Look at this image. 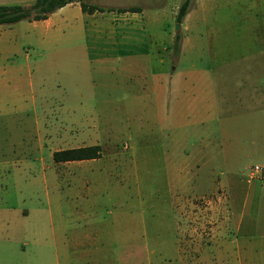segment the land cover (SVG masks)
Wrapping results in <instances>:
<instances>
[{"label": "rangeland", "instance_id": "374dc122", "mask_svg": "<svg viewBox=\"0 0 264 264\" xmlns=\"http://www.w3.org/2000/svg\"><path fill=\"white\" fill-rule=\"evenodd\" d=\"M85 1L139 6L142 27L105 44L80 31L44 42L40 21L0 24V264H180L183 210L197 226L248 179L260 184L249 173L261 138L234 135L233 102L223 113L213 103L205 122L192 105L174 138V92L158 99L155 73L176 67L214 86L234 84V66L264 65V0H191L181 22L182 0ZM89 144L99 157H52Z\"/></svg>", "mask_w": 264, "mask_h": 264}, {"label": "crops", "instance_id": "0c3cea01", "mask_svg": "<svg viewBox=\"0 0 264 264\" xmlns=\"http://www.w3.org/2000/svg\"><path fill=\"white\" fill-rule=\"evenodd\" d=\"M142 12V8L135 11L112 8L89 12L81 8L79 1H73L57 8L46 18L34 21L41 23L39 30L41 40L44 42H49L53 38L67 40L80 31L84 34L89 32L90 37L109 44L116 42L128 27L141 29ZM252 23L255 25V19ZM256 37L264 45V35ZM104 43L102 47L108 50L110 46ZM106 56L107 53L104 57ZM175 70L176 67L170 72L161 68L155 73L156 80L153 83L158 99L165 91L168 98L174 92L175 106L172 114L174 138L178 135L175 130L177 126L175 118L190 115L189 109L192 105L199 106L196 111L198 119L205 122L207 114L215 115L211 109L213 103L217 106L216 111L223 113L221 106L233 102L234 125L239 126L237 128L234 126V135L245 136L248 140L250 138L251 143H254L252 138L260 137V146L253 147V151L261 154L260 158L264 164V65L234 66V84H215L217 86L200 81L191 85L187 77L175 76ZM213 89L215 91H212ZM179 106H182V110H179ZM240 121H257V125L247 123L246 128L242 127L245 130L241 128L237 131L241 126L237 125ZM204 134L211 136L206 127ZM247 181L249 187L246 192L242 195L239 190L231 191L230 209L222 211L221 215L218 212L210 215L212 220H206L202 215L203 218L198 221V225L193 226L192 214L187 215L183 210L186 221L183 234L186 239L183 245H177L180 264H264V183L260 181V184H253L250 179ZM206 221L214 225L212 229L214 227L215 231L212 235L207 234ZM227 232H231L230 236ZM213 238L217 240L212 241ZM228 246L230 251L227 250Z\"/></svg>", "mask_w": 264, "mask_h": 264}, {"label": "trees", "instance_id": "16d2710c", "mask_svg": "<svg viewBox=\"0 0 264 264\" xmlns=\"http://www.w3.org/2000/svg\"><path fill=\"white\" fill-rule=\"evenodd\" d=\"M79 1L81 8L84 11H95L104 10L106 8L96 5L89 4L85 0H33L29 5H23L21 3H0V24L3 23H14L21 19L27 20H38L46 18L51 12L57 8L65 5L66 3ZM191 0H182L178 6L176 13V21L181 22L183 17L186 15ZM112 9V8H108ZM121 11L126 10H141L139 6H129L118 8ZM180 33L175 34L174 50L177 52L180 49ZM100 155L99 144L81 145L75 147H67L62 149H56L53 151L52 157L54 161H67L75 159H88L96 158Z\"/></svg>", "mask_w": 264, "mask_h": 264}, {"label": "built area", "instance_id": "2783aa9c", "mask_svg": "<svg viewBox=\"0 0 264 264\" xmlns=\"http://www.w3.org/2000/svg\"><path fill=\"white\" fill-rule=\"evenodd\" d=\"M250 178H257L264 183V164L255 163L250 167Z\"/></svg>", "mask_w": 264, "mask_h": 264}, {"label": "water", "instance_id": "95a60500", "mask_svg": "<svg viewBox=\"0 0 264 264\" xmlns=\"http://www.w3.org/2000/svg\"><path fill=\"white\" fill-rule=\"evenodd\" d=\"M179 27H180V23H177L176 28H179Z\"/></svg>", "mask_w": 264, "mask_h": 264}]
</instances>
